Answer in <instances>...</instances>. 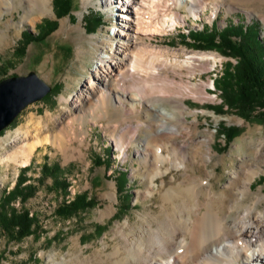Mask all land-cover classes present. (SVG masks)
Listing matches in <instances>:
<instances>
[{
    "label": "rangeland",
    "instance_id": "1",
    "mask_svg": "<svg viewBox=\"0 0 264 264\" xmlns=\"http://www.w3.org/2000/svg\"><path fill=\"white\" fill-rule=\"evenodd\" d=\"M117 1L71 0L69 11L56 16L52 0H48L47 10L31 13L26 19L22 14L32 9L31 3L22 1L14 8L9 4L0 6V28H6V20L12 24L9 44L0 47V78L32 71L49 86L42 96L23 105L0 128V193L11 187L19 168L27 165L23 174L28 178L24 182L34 183L35 189L22 201L16 197L10 205L16 210L26 208L37 224L21 238H12L0 228V264H117L125 249L137 242L141 228L148 224L155 228L161 220L174 218L184 198L193 200L190 194L184 197V193H173L163 202V191L183 179L184 168L172 165L165 174L154 178L158 190L143 198L141 191L148 181L144 173L149 168L135 153L147 128L155 130L160 125L156 109L170 108L167 97H181L174 90L181 79L206 82V90L213 99L195 100L185 93L187 110L198 111L196 119L187 114L185 119L170 120L169 123L181 127L182 133L176 138L164 136L163 140L195 148L202 143L199 138L211 136L205 146L211 149L207 161L211 174L206 180L211 183L219 205H229L231 194L239 192L226 186L231 172L245 173L242 163L257 165V172L240 177L242 184L248 183V191L228 219H237L238 213L251 205V211L264 212V180L260 177L264 175V114L260 120L246 119L225 105L222 112H213L211 105L220 102L221 93L212 81L222 74L226 61L233 63L235 58L214 48L200 49L183 42L190 41V30L208 27L211 22L218 27L253 22L257 25V37L264 41V0H198L202 3L195 14L184 4H177V0H163L161 7L143 15L144 6L140 8L143 22L137 29L132 23L124 24L125 19L120 16L123 3ZM172 12L182 16L180 22L172 26L166 20L165 26L160 27L165 19L163 14ZM97 15L100 21L93 24L92 18ZM44 18L54 19L55 27L41 39L24 42L23 33L35 34L36 24ZM184 52H210L218 59L213 64L202 63L192 71L175 70L174 62L183 59ZM130 58L138 59L140 72L147 73L145 80L135 86L128 81L121 84L129 92L142 94L141 99L133 101L137 108L132 112L127 110L128 102L119 103L113 96L106 101L98 97L104 89L103 79L109 82L108 78L111 80L115 73L111 65L127 64ZM160 61L166 65H158ZM156 63L159 70L154 77L148 72ZM105 64H110V70L104 67V71H99L102 79L92 76L97 87L89 91L88 75ZM116 90L120 91L119 87ZM262 109L264 96L254 103V111ZM205 110L210 113H204ZM223 126L238 127L226 143L220 132ZM183 127H190V131ZM36 134L47 135V141L35 146L27 163L23 164L21 157L13 158V153ZM117 135L126 141V153L115 146ZM42 162L58 165L55 177L64 179L65 187L52 184L49 174L40 176ZM83 190L87 197H92L91 204L68 215L56 210L60 202ZM111 190L115 192L114 198L108 197Z\"/></svg>",
    "mask_w": 264,
    "mask_h": 264
},
{
    "label": "bare ground",
    "instance_id": "2",
    "mask_svg": "<svg viewBox=\"0 0 264 264\" xmlns=\"http://www.w3.org/2000/svg\"><path fill=\"white\" fill-rule=\"evenodd\" d=\"M22 1L32 5L31 10L24 11L22 14L25 19L29 18L31 13L37 14L48 9V0H0V6L9 4L10 7L14 8ZM119 1L123 3L121 6L123 15L120 16L125 19L124 24L130 25L132 23L134 29H137V26L143 22L141 16L144 12L147 13V10L151 11L163 5V0H118L117 2ZM201 3L198 0H177V4H184V7L189 8L194 14L200 10L199 4ZM143 6L144 10H142L141 15L140 8ZM213 13L212 11L211 14ZM163 15L165 19L160 27L165 26L166 20H170V25L173 26L182 18L175 12L164 13ZM5 26V29L0 28V47L8 45L12 37L9 33L12 28L10 20L5 21ZM217 59L210 52H184L183 59L175 60L174 68L179 71L183 68L192 71L202 63L211 62L213 64ZM137 60L130 58L127 64L111 65V71H115V73L113 72L111 80L108 78L109 82L103 79L104 89L100 90L98 96L101 101L113 96L119 103L128 102L127 110L129 112L136 110L137 105L133 101L141 99L142 94L134 91L129 92L122 88L121 84L128 81L131 86H135L136 82L145 80L147 73L142 74L140 72L139 61ZM109 65L97 66L94 73L88 75L86 86L89 91H93L97 87L92 76L102 79L99 71H104V67L110 70ZM158 65L164 66L166 62L160 61ZM158 70L159 66L156 63L151 66L148 74L156 77L157 74L155 73H158ZM206 85L207 83L204 81L192 82L181 79L174 88L181 97L173 99L164 97L169 102L170 108L162 106L156 109V116L160 125L155 130L150 126L146 131L144 130L146 135L141 139L140 148L135 150V153L141 158L140 162L149 168L144 173V178L148 181L145 189L141 191L143 198H148L155 190H158L154 187V178L165 174L168 166L172 165L176 168H184L183 179L163 191L161 194L163 202H166L173 193H184V197L186 194H190L193 200L189 201L184 198L179 203V213L174 218L169 216L161 220L155 228L150 224L145 229L141 228L138 232L137 242H132L131 246L134 249L131 246L125 249V255L117 260V264H264V212L251 211L253 207L251 205L241 210L237 219H228L231 211L248 191V183L242 184L240 177L257 172V165L253 167L242 163L241 166L245 173L241 171L231 172L226 186L237 189L239 192L231 194L229 205H219L217 196L211 189V183L206 180L211 174L207 168L211 149L205 146L208 145L211 136L205 135L201 139L199 138L198 140L202 143L201 145L197 144L195 148H189L182 143L163 140L164 136L176 138L182 133L181 127L169 123L170 120L172 121L174 118L185 119L187 114L195 115L196 119L198 111L187 110L183 97L189 95L193 99L201 101L213 99V96L207 92ZM118 87L120 91L116 90ZM6 109L7 105H4L0 110V115L4 114ZM204 113L209 114L210 111L205 110ZM183 128L187 130L190 127ZM46 136L45 134L43 136L39 134L30 136L31 138L27 139L23 147L14 152L12 157H21L24 164L35 146L43 140L47 141ZM117 136L114 141L115 146L126 153L128 150L126 141L123 136ZM108 197H115L114 190L108 192ZM103 214L101 213V215ZM143 249L146 252H143ZM221 255L222 257H219ZM217 259L218 262H213ZM201 260H205V262Z\"/></svg>",
    "mask_w": 264,
    "mask_h": 264
},
{
    "label": "trees",
    "instance_id": "3",
    "mask_svg": "<svg viewBox=\"0 0 264 264\" xmlns=\"http://www.w3.org/2000/svg\"><path fill=\"white\" fill-rule=\"evenodd\" d=\"M52 4L55 15L59 16L69 11L71 0H52ZM99 21L100 16L97 15L91 22L94 24ZM36 25L35 34L27 31L23 33L24 42L43 38L55 27V20L44 18ZM188 36L190 41L184 40L185 44L190 43L200 49L214 48L235 58L233 63L226 61L222 74L212 81L213 86L219 88L221 93L220 102L211 105L213 112H222L225 105V108L234 109L246 119L251 117L262 119L264 109L254 111V103L264 96V41L257 37V25L253 22L251 24L237 22L218 27L215 22H211L208 27L190 30ZM220 130L226 143L238 132V127L223 126ZM26 166L19 168L11 187L2 189L0 193V228L12 238H21L37 226L35 216L26 208L16 210L10 205L16 197L22 201L35 189L34 183L24 182L28 178L23 174ZM58 171L59 167L56 163H41L40 176L49 174L52 176V184L65 187L66 181L55 177ZM260 177L264 180V175ZM91 203L92 197H87L83 190L75 193L71 199L60 202L56 210L68 215Z\"/></svg>",
    "mask_w": 264,
    "mask_h": 264
},
{
    "label": "water",
    "instance_id": "4",
    "mask_svg": "<svg viewBox=\"0 0 264 264\" xmlns=\"http://www.w3.org/2000/svg\"><path fill=\"white\" fill-rule=\"evenodd\" d=\"M48 89L49 86L32 71L25 75L0 78V110L7 105L6 112L0 115V128L8 123L23 105L42 96Z\"/></svg>",
    "mask_w": 264,
    "mask_h": 264
}]
</instances>
